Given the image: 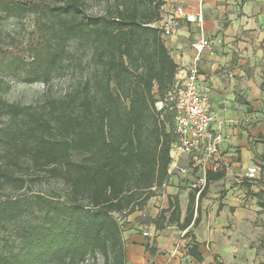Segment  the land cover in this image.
Returning <instances> with one entry per match:
<instances>
[{"label":"trees","instance_id":"16d2710c","mask_svg":"<svg viewBox=\"0 0 264 264\" xmlns=\"http://www.w3.org/2000/svg\"><path fill=\"white\" fill-rule=\"evenodd\" d=\"M164 4L0 0V21L33 14L45 34L29 60L13 62L16 76L49 83L57 71L82 74L64 95L31 103L8 99L0 76V231L18 242L13 248L10 236L1 237L0 264H89L98 255L104 264H128L117 215L144 209L172 177L177 134L170 97L179 65L158 25ZM9 51L0 37V58ZM225 175L226 168L207 173L198 202L190 191L185 216L179 196L170 195L156 228L188 233L198 226L203 197ZM256 194L264 210V188ZM200 245L193 236L187 250L203 262Z\"/></svg>","mask_w":264,"mask_h":264},{"label":"crops","instance_id":"0c3cea01","mask_svg":"<svg viewBox=\"0 0 264 264\" xmlns=\"http://www.w3.org/2000/svg\"><path fill=\"white\" fill-rule=\"evenodd\" d=\"M232 1L243 5H229L231 23L226 28L221 27L216 16V13L227 10L225 5H221V0H165L162 19L158 22L168 21L173 29L171 34L164 35V39L179 65L177 77L180 78L195 62L191 43L199 36L201 25L198 21L178 15L176 9L184 7L194 17H197L201 7L203 9L202 29L210 38L211 45L199 60L200 81L202 88L210 94L218 108V120L222 121L226 136L223 153L227 168L223 178L230 177L234 167L244 166L246 171L245 161L254 159L264 165V90L261 88L264 79V3L262 0ZM237 8L240 10L239 14L235 12ZM221 28L223 33L220 32ZM238 31L242 33V38L236 40L233 33ZM216 33H219L218 36L213 38ZM220 33L225 34V39L220 38ZM224 47L227 50L225 54ZM249 104L254 110L251 116L258 120L255 131L249 130ZM179 163L186 164V158L181 157ZM174 165L175 163L171 167ZM210 188L211 184L205 196L209 194ZM190 191L188 181L182 175L173 173L170 184L157 189L144 209L122 215L127 225L124 238L128 264H182L184 258L175 251L165 256L164 262L161 259L158 251L164 241L160 240V236L167 231L166 228L162 231L155 229L154 239L159 247L157 254L146 249L142 232L149 230L145 224L147 220L155 218L161 208L168 207L170 195L179 196L182 215L185 216ZM182 194L186 195L185 206L182 205ZM149 232L151 235V230ZM174 238L175 235L170 239ZM197 240L201 242L200 249L203 252L204 243L199 237ZM187 256L191 264H208L205 258L203 262H199L190 255Z\"/></svg>","mask_w":264,"mask_h":264},{"label":"rangeland","instance_id":"374dc122","mask_svg":"<svg viewBox=\"0 0 264 264\" xmlns=\"http://www.w3.org/2000/svg\"><path fill=\"white\" fill-rule=\"evenodd\" d=\"M262 1L264 3V0ZM220 3L225 5L227 10L216 13V16L221 27L226 28L231 23L229 5L234 3L235 6H242L243 4L238 1L235 4V1L232 0H221ZM94 9L97 10L98 8L95 7ZM235 12L239 14V8ZM223 28L220 29V32L223 31ZM218 34H214L213 38H216ZM44 35L43 26L36 21L33 14H28L19 19L12 17L0 21V37L10 48L9 53L0 58V76L5 79L7 86L5 96L8 99L21 103H31L37 102L47 95H64L67 90L82 79L79 69L57 71L49 83L41 80L29 83L14 74L13 62L16 59L29 60L33 48L41 46ZM220 36L222 40L225 39V34L221 35L220 33ZM233 36L239 40L242 38V33L238 31L233 33ZM75 46L76 44L73 42L71 49H75ZM223 49V54H225L226 48ZM253 111V107L249 104V130L255 131L258 120L251 116ZM75 158H80V155L75 154ZM253 162L258 164L261 169L257 179L248 181L244 175V166H240L231 170L230 177L211 182L209 194L204 196L201 201L199 225L193 226L188 233L187 230H180L176 225L166 226L167 231L160 236V240L164 241L160 251H158L159 247H157L154 239L156 237L155 229H157L153 223L154 218L147 220L145 224L147 229L151 230V235L144 238L146 249L150 250L152 247H156L154 254H157L158 251L163 262L165 256L175 251L184 258L182 264H191L189 256H187L189 255L187 244L192 242L193 236H195L204 243L203 255L208 264H221L219 261L224 264H264V210L256 194L260 188L264 187V165L253 159L245 161L246 167L252 165ZM52 186L57 188L60 184H52ZM181 201L182 205L185 206V194H182ZM117 216L120 218L123 230H125L126 222L123 221L122 215ZM195 216H197V212ZM164 229L157 230L162 231ZM174 235L175 238L170 239ZM4 236H10V246L14 248L17 245L18 242L11 231H0L1 243L5 241L1 238ZM1 245L0 251L3 249ZM217 255L218 260L216 259ZM89 264H104L103 256L98 255L97 260H91Z\"/></svg>","mask_w":264,"mask_h":264},{"label":"built area","instance_id":"2783aa9c","mask_svg":"<svg viewBox=\"0 0 264 264\" xmlns=\"http://www.w3.org/2000/svg\"><path fill=\"white\" fill-rule=\"evenodd\" d=\"M178 15L191 21H198L201 31L191 43L194 50V64L183 77H177L175 88L171 94L175 108V132L177 139L171 147L173 167L170 165V173H178L188 181V185L196 194V201L207 185V173L227 168L223 144L226 136L223 132L222 121L218 120V108L210 94L201 86L199 60L205 49L211 45L210 38L202 29L203 9L199 10L197 17L188 14L184 7H177ZM170 22L158 25L164 29V35L172 33ZM161 108L164 101L157 103ZM186 158V164H180L181 157ZM260 167L253 163L248 165L245 177L255 180L260 175ZM167 183L162 186L166 187ZM144 236H150L149 230H144Z\"/></svg>","mask_w":264,"mask_h":264}]
</instances>
